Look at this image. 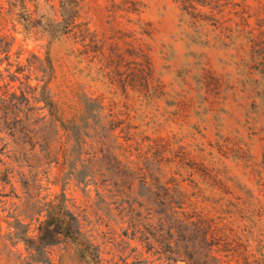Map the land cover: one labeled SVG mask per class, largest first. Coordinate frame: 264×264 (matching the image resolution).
Here are the masks:
<instances>
[{
	"label": "rangeland",
	"instance_id": "1",
	"mask_svg": "<svg viewBox=\"0 0 264 264\" xmlns=\"http://www.w3.org/2000/svg\"><path fill=\"white\" fill-rule=\"evenodd\" d=\"M139 2L142 13L135 18L120 12L109 17L106 0H84L82 18L94 44L87 43L80 56L70 41L50 42L39 27L59 22L58 0L27 6L32 24L10 34L31 86L45 87L56 111L45 110L40 127L50 119L80 118L97 124L96 132L112 129L108 144L117 162L134 171L160 169L165 180L196 183L209 200L207 208L227 210L233 229L264 264V36L258 34L264 27L240 28L254 31L255 46L243 36L223 47L212 37L189 39L191 30L172 0ZM55 127L61 135L59 123ZM60 167H13L12 186L0 181V194L7 196L0 197L1 218L28 226L33 237L36 202L61 193L60 178L68 171ZM143 184L135 181L131 200L145 201ZM65 196L72 212L80 218L86 212L95 221L92 203L74 182ZM121 228H114L117 235ZM7 233L0 221V264H85L66 244L47 248L37 259L23 244L4 239Z\"/></svg>",
	"mask_w": 264,
	"mask_h": 264
},
{
	"label": "trees",
	"instance_id": "2",
	"mask_svg": "<svg viewBox=\"0 0 264 264\" xmlns=\"http://www.w3.org/2000/svg\"><path fill=\"white\" fill-rule=\"evenodd\" d=\"M106 1L109 17L120 12L139 18L142 13L139 0ZM172 1L181 22L191 30L187 34L191 40L212 37L227 47L246 36L255 46L254 31L240 28H249L251 23L264 27V0ZM35 2L0 0V66L5 65L0 70V157L4 159L0 158V181L12 186L13 167L50 170L61 165L68 173L60 178L59 195L49 202H36L35 235L29 237L28 226L0 216L8 231L4 239L23 244L37 259L45 256L47 248L71 245L85 264H263L233 229L229 212L207 208L209 200L201 196L196 183L174 177L165 180L160 169L134 171L117 162L108 144L112 129L98 128L100 132H96L97 124L89 126L80 118L65 122L50 119L48 127H40L47 118L44 111H56L45 87L31 86L28 66L19 62V52H13L16 40L10 34L16 33L17 26L32 24L27 6ZM83 3L58 0L59 22L39 24L50 42L70 41L76 56L87 43L94 44L82 18ZM258 34L264 36V31ZM55 123H59L61 135ZM88 131L93 135L87 136ZM172 175L178 176L176 172ZM137 179L144 183V202L129 198ZM71 181L87 203H92L93 223L86 212L80 218L69 208L65 188ZM90 186L92 190H88ZM0 197L7 196L1 193ZM119 226L125 229L117 235L114 228ZM95 233L101 244H96Z\"/></svg>",
	"mask_w": 264,
	"mask_h": 264
}]
</instances>
